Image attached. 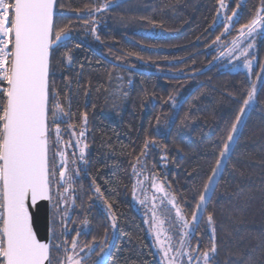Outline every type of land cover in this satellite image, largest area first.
<instances>
[{
	"label": "trees",
	"instance_id": "16d2710c",
	"mask_svg": "<svg viewBox=\"0 0 264 264\" xmlns=\"http://www.w3.org/2000/svg\"><path fill=\"white\" fill-rule=\"evenodd\" d=\"M108 2L97 12L105 0H58L54 16L57 28L67 26L69 38L50 51L49 85L67 115L61 114L59 144L50 122L49 155L51 160L57 149L63 151L73 179L67 203L60 205L67 232L58 225L52 245L66 240L71 252L79 230L80 247L93 237L95 252L100 241L108 245L107 264H160L134 205L133 165L139 157L136 171L155 176L190 219L260 75L255 102L243 116L189 247L202 254L214 235L215 264H264V30L250 74L223 69L220 61L241 26L257 16L261 0H223L225 7L219 0ZM146 140L151 143L141 156ZM76 251L87 259V249ZM52 256L57 264L63 248ZM94 259L93 253L87 264Z\"/></svg>",
	"mask_w": 264,
	"mask_h": 264
},
{
	"label": "snow or ice",
	"instance_id": "6c2138e0",
	"mask_svg": "<svg viewBox=\"0 0 264 264\" xmlns=\"http://www.w3.org/2000/svg\"><path fill=\"white\" fill-rule=\"evenodd\" d=\"M219 2L221 7H225L223 0ZM57 4L58 0H0V264H53L52 252L54 249L60 251L61 248L64 257L58 259L57 264H87V259H91L93 253L96 259L92 260V264H107L104 256L107 255L105 249L108 245L100 241V251L95 252L96 238L93 237L92 241L80 247L79 230L71 240V252L68 251L66 240L62 244L51 243L58 225H62L67 232L65 214L61 213L60 205L67 203L66 194L73 179V170L68 167L69 160L65 153L57 149L52 153L51 160L49 155L53 143L50 122L55 126V143L59 144L60 123L63 122L61 114L67 115L49 85L50 51H54V45L62 46L60 41L67 33L66 25L57 28L54 22ZM110 6L108 0H105L94 11L99 12ZM260 12H264V0H261L257 16L241 28L252 32L257 24H264V15H260ZM235 15L237 13L234 10ZM227 19L232 20V17ZM245 66H248L247 62ZM254 95V89L249 91L243 104L248 105ZM239 111L243 113L245 108L241 107ZM82 116L86 124L87 115ZM240 119L238 114L231 124L211 175L204 183L203 190L199 191L191 221L182 214L175 196L170 198L164 186L156 182L155 176H145V181L151 179L152 187L163 194L161 197L153 195L152 198L161 199L162 202L167 200L175 209V219L170 220L169 228L173 233H180L179 247H173L176 242L174 235L167 236L168 246H164L160 239L163 221L158 219L155 211L157 205L153 204L151 222H145L149 223L150 230L155 233V244L160 246L161 264H178L177 257L182 256H187L188 264H215L217 247L214 235L211 247L202 254L198 247H189V251L183 249L187 243L186 237L189 236L187 229L191 224L195 231L194 224L198 223L204 212L203 205L212 199V193L215 192L213 177L221 172V158L230 150V142L234 140L233 133L237 131ZM79 135L84 137V131ZM150 143L145 141L141 156L146 155L145 149ZM57 156L60 158L59 166L56 164ZM80 158L84 159V148L80 149ZM71 163L75 164V158ZM140 163L138 157L136 164ZM136 164L133 165V174L140 176L142 172L136 171ZM75 174L79 175L78 169ZM137 186L143 188L145 182L139 179L136 181L133 185L134 196ZM95 191L99 193L100 189L97 187ZM141 203L147 204V194ZM207 221L209 226L213 224L211 213ZM112 227L115 228L116 224L113 223ZM41 232L48 236V242L38 238ZM78 248L81 252L88 250L85 254L87 259L79 255L76 251Z\"/></svg>",
	"mask_w": 264,
	"mask_h": 264
},
{
	"label": "rangeland",
	"instance_id": "374dc122",
	"mask_svg": "<svg viewBox=\"0 0 264 264\" xmlns=\"http://www.w3.org/2000/svg\"><path fill=\"white\" fill-rule=\"evenodd\" d=\"M220 18L223 19V17H220ZM263 30H264V24H257L254 27V31H252V32H248L247 29H242L240 34L238 35L237 39L231 44V46L227 50H225L221 54L220 61L223 62L222 68L227 69V70L241 69V70H244L250 74L251 68L254 64V60L252 59V54L255 51V45L257 43L256 39H257V36L261 35ZM245 62H247L248 66H245ZM260 77L261 76L258 75V76L253 78L252 90L253 89L255 90V94L257 92ZM254 102H255V95H254V98L249 102V104L244 106L245 111L241 114V119L237 125V131L235 133H233L234 140H235V137L239 131V127H240V124L243 120V116L245 115L247 109ZM233 141L230 142V149H231ZM228 153H226V155L221 158V160H222L221 169L223 167V162L225 161V158H226ZM138 172H142V175L137 176L136 181L138 179L141 181H144L145 187H143V188L140 186L136 187L135 196L133 195V201H134V205H135L136 209L139 211L140 215L143 218V221L146 225V229L148 232L149 239H150L152 247H153V251H154L157 259L160 261V264H161L162 253L159 252L160 246L155 244V233L150 230L149 223H146L145 221L148 220L149 222H151V217L153 215L152 206H153V204H156L157 208L155 209V211L157 213L158 219L160 221H163V224L161 225V228L163 229V231L161 233V237H160L161 241L163 242L164 246L167 247L168 246L167 236L168 235H174L176 242L174 243L173 247L174 248L179 247L180 233L179 232L173 233L169 228L170 220L175 219V209L172 208L170 204H168L167 200H164L162 202L161 199H153L152 198L153 195H155L156 197H161L163 194L156 192V190L152 187L151 179H148L145 181V176L152 177L149 175L147 170L140 169ZM218 176L213 177L214 183H215ZM136 181H135V184H136ZM156 182L158 184H161L158 181V179H156ZM164 188H165V186H164ZM165 190L168 192L169 197L171 198L173 195L171 193H169V191L166 188H165ZM146 194H147V204L145 205V204L141 203V201L145 200ZM191 219H192V217L188 220L191 221ZM192 229H193V225L190 224L189 228L187 229V231L189 232V236L186 237L187 243H186V246L183 249V251H189V239L194 232ZM193 255H197V254L193 253ZM181 261L183 262V264H188L187 256L177 257L178 264H180ZM201 264H202V262H201Z\"/></svg>",
	"mask_w": 264,
	"mask_h": 264
},
{
	"label": "water",
	"instance_id": "95a60500",
	"mask_svg": "<svg viewBox=\"0 0 264 264\" xmlns=\"http://www.w3.org/2000/svg\"><path fill=\"white\" fill-rule=\"evenodd\" d=\"M68 38H69V35L66 34L65 37L60 41V44L65 42ZM55 47H57V46L54 45L53 48H55ZM38 238H41L42 242H48V236L43 232H41V236Z\"/></svg>",
	"mask_w": 264,
	"mask_h": 264
},
{
	"label": "flooded vegetation",
	"instance_id": "af4514ba",
	"mask_svg": "<svg viewBox=\"0 0 264 264\" xmlns=\"http://www.w3.org/2000/svg\"><path fill=\"white\" fill-rule=\"evenodd\" d=\"M52 140H53V137H52ZM88 261H90V259H88Z\"/></svg>",
	"mask_w": 264,
	"mask_h": 264
}]
</instances>
